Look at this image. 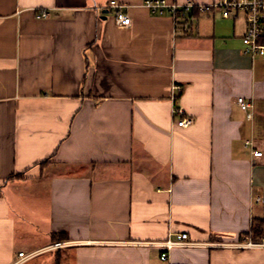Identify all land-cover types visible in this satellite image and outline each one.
Returning a JSON list of instances; mask_svg holds the SVG:
<instances>
[{"label": "crops", "instance_id": "crops-1", "mask_svg": "<svg viewBox=\"0 0 264 264\" xmlns=\"http://www.w3.org/2000/svg\"><path fill=\"white\" fill-rule=\"evenodd\" d=\"M108 1L0 0V264H264L246 233L264 219V56L243 52L244 17L117 0L121 27ZM182 232L195 244L161 260L153 243Z\"/></svg>", "mask_w": 264, "mask_h": 264}, {"label": "built area", "instance_id": "built-area-1", "mask_svg": "<svg viewBox=\"0 0 264 264\" xmlns=\"http://www.w3.org/2000/svg\"><path fill=\"white\" fill-rule=\"evenodd\" d=\"M143 5L152 13L163 14L169 12L174 23L179 18L187 17L189 10L196 9L199 11L218 10L223 17L237 18L243 16L245 19V31L242 35L243 52L251 57L264 56V0H215L210 3H196L193 1H187L184 3L168 2L167 0H144ZM108 7L113 11V18L115 23L121 27H128L131 24V18L124 10L123 3L117 0H109ZM40 17L48 16L46 9H43L38 14ZM191 18V17H190ZM173 94L172 98H175L176 91L180 90L178 85L172 86ZM237 102L242 110L247 111L251 106L250 102L245 101L242 97L237 98ZM173 116L181 115L183 113L182 108L174 106L171 110ZM251 113L246 112V117H250ZM192 117H181L176 120V125L187 126L192 123ZM248 141L245 142L247 144ZM253 155L260 156L262 152L260 150H253ZM259 199V198H257ZM154 245L160 248V259L166 260L168 251L175 246L194 245L195 243L187 240V234L182 232L176 234L175 238H166L165 240L154 242ZM65 245V242H54L42 250H51L60 248ZM238 246H250L255 245L249 240L242 245ZM38 251H33L28 254L19 252V256L23 260L31 258L38 254ZM20 259V260H22ZM16 261L14 264L20 262Z\"/></svg>", "mask_w": 264, "mask_h": 264}, {"label": "trees", "instance_id": "trees-1", "mask_svg": "<svg viewBox=\"0 0 264 264\" xmlns=\"http://www.w3.org/2000/svg\"><path fill=\"white\" fill-rule=\"evenodd\" d=\"M13 176H19L15 174ZM249 234V239L253 242H261L264 239V219L263 218H254L251 222L250 229L246 232ZM54 234V240L59 242L63 241L66 238V235L63 232H57Z\"/></svg>", "mask_w": 264, "mask_h": 264}, {"label": "rangeland", "instance_id": "rangeland-1", "mask_svg": "<svg viewBox=\"0 0 264 264\" xmlns=\"http://www.w3.org/2000/svg\"><path fill=\"white\" fill-rule=\"evenodd\" d=\"M37 255V254H36Z\"/></svg>", "mask_w": 264, "mask_h": 264}]
</instances>
